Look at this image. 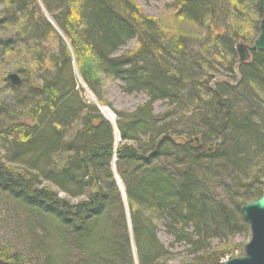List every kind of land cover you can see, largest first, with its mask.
I'll return each instance as SVG.
<instances>
[{"label": "trees", "instance_id": "trees-1", "mask_svg": "<svg viewBox=\"0 0 264 264\" xmlns=\"http://www.w3.org/2000/svg\"><path fill=\"white\" fill-rule=\"evenodd\" d=\"M0 2V63L16 59L22 81L0 89V193L30 236L29 256L3 244L0 264H136L132 241L139 264H161L160 224L190 246L186 264H222L250 228L243 205L264 191V51L239 63L236 50L260 33L258 0H171L196 40L135 0ZM74 63L98 98L104 76L148 100L116 111L114 127L82 97Z\"/></svg>", "mask_w": 264, "mask_h": 264}, {"label": "rangeland", "instance_id": "rangeland-1", "mask_svg": "<svg viewBox=\"0 0 264 264\" xmlns=\"http://www.w3.org/2000/svg\"><path fill=\"white\" fill-rule=\"evenodd\" d=\"M137 6L141 9V11L149 17L156 19L160 25L163 27L170 29L173 32H179L182 34L189 35L193 40L200 39L202 37V32L198 30L191 22H188L184 19H180L177 17L176 13L173 9L170 8L169 4L171 0H135ZM3 10V5L0 2V12ZM261 20L259 19V22ZM9 31V30H8ZM8 31L0 32V35H5L4 33ZM241 41H238L239 43ZM245 43V42H244ZM247 44V43H246ZM135 43H130L129 45L122 48L121 52H126L131 50L134 47ZM196 46V45H195ZM16 59L7 58V61H1L0 63V89L2 87V79L6 77V75L10 72H16L15 67L17 65ZM75 72L78 77L79 81V88L82 97L88 103H95L98 106H105L109 108L114 114V121L113 123L104 113L102 115L114 126L116 127V120L117 115L116 111H123V112H132L134 111L139 105L145 103L148 98L144 93L138 94H128L123 91L122 84L118 81H114L112 79L106 78L104 76L101 77V89H100V96L98 98L83 82L81 76L78 73L77 65L74 63ZM222 77V76H221ZM224 78H228L223 76ZM1 94V93H0ZM2 95H0L1 98ZM5 98L9 100V95L5 93ZM154 112L161 114L165 110H167L168 105L166 102L156 101L153 104ZM103 112V111H102ZM79 125H75L74 131L78 128ZM115 148L118 147L120 142V137L116 136ZM112 170L115 174L117 184L121 190L122 194V204H123V213L125 219L128 223V230L129 235L132 239L133 237V230H132V223H131V214L130 208L127 202L123 183L120 177L117 174L116 166L113 163ZM44 185H48L45 183ZM217 195L221 197L227 198L225 193L221 192V189L217 190ZM61 197H65L70 200L72 204H76L77 202L87 200L86 196L78 197V198H69L64 193L60 192ZM0 245L9 244L17 252H20L22 255L29 256V231L27 227L22 225L25 223L26 218L23 214H18L16 212V208L6 200V197L0 193ZM158 239L164 245V248L168 251V254L164 259L159 260V263L163 264H186L187 262L193 263L194 255L190 253V246L185 244L184 242L178 243L175 241L174 237L171 236L164 228L163 225H159L158 232H157ZM251 239V229L249 228L248 232L242 233L234 237L232 241L229 242L231 247V251L225 258L222 260H218L222 262L226 261L230 257H240L243 256L245 253V246ZM133 240V239H132ZM226 246L225 242H220L218 240L212 241V250L219 252L222 248ZM132 246L134 250V258L136 260V264L138 263V256L136 253V248L132 241ZM227 248V247H226ZM217 257V256H216ZM39 259V258H38Z\"/></svg>", "mask_w": 264, "mask_h": 264}, {"label": "water", "instance_id": "water-1", "mask_svg": "<svg viewBox=\"0 0 264 264\" xmlns=\"http://www.w3.org/2000/svg\"><path fill=\"white\" fill-rule=\"evenodd\" d=\"M258 5L261 12L260 33L252 46L244 42L237 43L239 63L250 60L251 51H264V0H258ZM46 16L55 25L47 13ZM5 78L13 86H19L22 82L17 72H10ZM98 108L100 109L99 106ZM100 111L103 113L101 109ZM116 134L119 135L117 130ZM123 196L125 197V194ZM242 212L250 225L251 239L245 246L243 256L230 257L222 264H264V191L258 199L244 204Z\"/></svg>", "mask_w": 264, "mask_h": 264}, {"label": "bare ground", "instance_id": "bare-ground-1", "mask_svg": "<svg viewBox=\"0 0 264 264\" xmlns=\"http://www.w3.org/2000/svg\"><path fill=\"white\" fill-rule=\"evenodd\" d=\"M100 107V106H99ZM102 111H103V113L113 122V123H115V121H114V119H115V117H114V114H113V112L109 109V108H107V107H105V106H101V108H100ZM116 133V132H115ZM116 136L118 137V135L116 134ZM116 139L117 138H115V141H116Z\"/></svg>", "mask_w": 264, "mask_h": 264}]
</instances>
